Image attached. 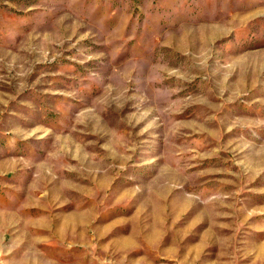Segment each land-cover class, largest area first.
I'll use <instances>...</instances> for the list:
<instances>
[{"label":"rangeland","instance_id":"1","mask_svg":"<svg viewBox=\"0 0 264 264\" xmlns=\"http://www.w3.org/2000/svg\"><path fill=\"white\" fill-rule=\"evenodd\" d=\"M0 264H264V0H0Z\"/></svg>","mask_w":264,"mask_h":264}]
</instances>
